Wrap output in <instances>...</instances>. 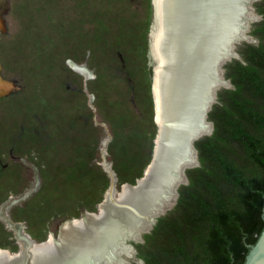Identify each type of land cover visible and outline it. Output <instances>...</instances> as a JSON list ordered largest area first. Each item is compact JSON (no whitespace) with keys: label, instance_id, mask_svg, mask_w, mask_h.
Listing matches in <instances>:
<instances>
[{"label":"rangeland","instance_id":"rangeland-1","mask_svg":"<svg viewBox=\"0 0 264 264\" xmlns=\"http://www.w3.org/2000/svg\"><path fill=\"white\" fill-rule=\"evenodd\" d=\"M255 1L239 0L233 29L246 38L234 47L257 43ZM154 9L153 0H0V78L13 85L0 96V250L20 251L6 220L42 242L97 213L112 180L118 192L143 175L157 133ZM132 240L120 242L132 257H119L143 264Z\"/></svg>","mask_w":264,"mask_h":264},{"label":"bare ground","instance_id":"bare-ground-1","mask_svg":"<svg viewBox=\"0 0 264 264\" xmlns=\"http://www.w3.org/2000/svg\"><path fill=\"white\" fill-rule=\"evenodd\" d=\"M225 3L231 12L225 10ZM238 3L158 0L149 44L156 61L151 91L157 125L151 176L139 191L123 186L118 200L123 197L126 208L114 207L109 191L97 213L62 222L57 236L50 235L44 245H31L19 226L6 220L20 250H28L31 264H126L119 256L132 257L131 247L120 242L141 240L156 215L174 204L177 184L184 180L179 166H193L197 161L193 138L211 131L207 113L214 91L226 83L219 65L235 32ZM207 6L210 12L202 18L199 10ZM8 87V82L0 80L1 92ZM15 255L0 250V264H21L22 256Z\"/></svg>","mask_w":264,"mask_h":264},{"label":"trees","instance_id":"trees-1","mask_svg":"<svg viewBox=\"0 0 264 264\" xmlns=\"http://www.w3.org/2000/svg\"><path fill=\"white\" fill-rule=\"evenodd\" d=\"M253 7L257 43H240V58L223 66L232 86L207 114L212 133L194 142L199 166L143 243H132L144 264H244L264 227V0Z\"/></svg>","mask_w":264,"mask_h":264},{"label":"water","instance_id":"water-1","mask_svg":"<svg viewBox=\"0 0 264 264\" xmlns=\"http://www.w3.org/2000/svg\"><path fill=\"white\" fill-rule=\"evenodd\" d=\"M157 4H158V0H153V5H154V8L157 6ZM1 21V20H0ZM156 24V23H155ZM154 28V27H153ZM238 35H241L242 36V34H238V32H234L232 35H231V37L229 38V40H228V42H227V47H226V54H225V57L223 58V60L221 61V63H220V65H219V69L221 70V77H222V79L225 81V82H227V86H224V87H219V88H217L215 91H214V97H215V100H214V102L210 105V107H209V110H208V112L210 111V109H211V107H212V105L216 102V99H217V91L220 89V88H230L232 85H231V83H230V81L228 80V79H226L225 78V76H224V68H223V66H224V64L225 63H227V62H229V61H231L232 59H239L240 57H239V55L237 54V52H236V47H234L233 46V43H236V42H238L239 40H244L246 37L244 36V38L243 39H240L239 37H238ZM150 51H151V53H150V58H151V62H152V64H153V66H155V63H156V61H155V58H154V55H153V52L152 51H154L153 49H151L150 48ZM232 52V54H230ZM0 80H2L3 82H8V81H6V80H3V79H1L0 78ZM9 83V82H8ZM13 88V85L11 84V83H9V87H8V89H6L5 91H3V92H1L0 91V96H2V95H4V94H6V93H8L11 89ZM151 89H152V85H151ZM208 114V113H207ZM154 119H155V115H154ZM208 120V119H207ZM208 123H210V125H211V131H210V133L209 134H203V135H197V136H195L194 138H193V141H192V146H193V148H194V150H195V153H196V164L195 165H193V166H183V165H180L179 166V170L178 171H181L182 170V176H183V181L182 182H180V183H178L177 184V188H176V199H175V202H174V204H173V206L176 204V201H177V198H178V187L180 186V185H182V184H187L188 183V179H187V177H186V170L188 169V168H193V167H197V166H199V161H198V157H197V151H196V149H195V147H194V142L196 141V140H198L199 138H201L202 136H205V135H210L211 133H212V131H213V126H212V123L211 122H209V121H207ZM157 132V131H156ZM157 134V133H156ZM156 134H155V138H154V140L156 139ZM154 149V148H153ZM153 154V153H152ZM152 156H151V159H150V161H149V163L147 164V166L145 167V169H144V171H143V175L140 177V178H138L137 180H136V183L134 184V185H129V187H130V190H138L139 191V189H140V187L142 188L143 187V185L149 180V178H150V176H151V171H152V169H151V167H152ZM124 185H128V184H123L122 186H121V190L120 191H118V192H116L115 191V189H114V181L112 180L111 181V184H110V186H109V188H108V190L110 191V193H111V198L113 199V200H111L110 202H111V204H113V203H115V206L117 205L118 207H126V203H124L123 202V197L120 199V200H118V197H119V195L120 194H122L123 193V186ZM136 190V191H137ZM113 193H117V198L116 197H114L113 196ZM117 199V200H116ZM105 201V198H103V201H102V203ZM170 209H172V207L171 208H167V209H165L163 212H161V213H159L158 215H156V217L154 218V222H153V224H152V226H150V230L152 229V227H153V225H154V223L156 222V220H157V218L159 217V216H162V215H164L167 211H169ZM89 214H92V213H89ZM264 219V218H263ZM72 220V219H71ZM70 220V221H71ZM149 230V231H150ZM149 231H147V232H145V233H148ZM50 236V235H49ZM49 236L47 237V239L45 240V241H42V242H37V243H34L32 240H31V245L32 244H34V245H37V246H39V245H44V244H47L48 243V241L50 240V238H49ZM127 239V238H126ZM132 241H135V240H132ZM143 240H142V237H141V240H139V241H135V242H142ZM1 251H4L5 252V250H1ZM14 254H16L15 256L16 257H18V256H22V261H21V264H31V262H30V258H29V254H28V250H20L19 251V253H14ZM3 255H8V254H3ZM244 264H264V227H263V229H262V231H261V233L259 234V236H258V238H257V241L255 242V244H253V245H249V252H248V254L246 255V258H245V262H244Z\"/></svg>","mask_w":264,"mask_h":264},{"label":"flooded vegetation","instance_id":"flooded-vegetation-1","mask_svg":"<svg viewBox=\"0 0 264 264\" xmlns=\"http://www.w3.org/2000/svg\"><path fill=\"white\" fill-rule=\"evenodd\" d=\"M142 240H143V237H142ZM144 241V240H143ZM143 241L141 242V243H143ZM134 243H140V242H134ZM134 247V246H133ZM135 249V248H134ZM135 251H136V249H135ZM136 254H137V251H136ZM137 257V256H136ZM138 258V257H137ZM143 264H144V261L142 260V259H140V258H138Z\"/></svg>","mask_w":264,"mask_h":264}]
</instances>
